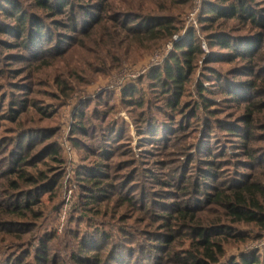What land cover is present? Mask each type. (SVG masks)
I'll use <instances>...</instances> for the list:
<instances>
[{"label":"rangeland","instance_id":"1","mask_svg":"<svg viewBox=\"0 0 264 264\" xmlns=\"http://www.w3.org/2000/svg\"><path fill=\"white\" fill-rule=\"evenodd\" d=\"M15 1L39 19L43 35L18 37L13 8L0 0V264H36L43 244L52 264H77L72 255L81 247L88 264H178L186 250L196 252L190 232L198 225L180 218L179 208L197 211L207 226L242 232L214 236L224 251L219 264L263 256L264 231L225 217L207 195L246 179L264 184V111L252 157L230 130L242 126L248 103L264 99V24L208 20L210 6L233 0H68L64 13ZM251 3L264 18V0ZM165 19L172 35L136 34ZM218 34L241 44L260 36L261 51L245 59L242 45L224 48ZM188 44H200L202 53L176 95L164 68ZM77 123L86 134L73 131ZM91 169L103 172L108 190L96 203L84 187ZM28 176L42 180L34 185Z\"/></svg>","mask_w":264,"mask_h":264},{"label":"trees","instance_id":"2","mask_svg":"<svg viewBox=\"0 0 264 264\" xmlns=\"http://www.w3.org/2000/svg\"><path fill=\"white\" fill-rule=\"evenodd\" d=\"M36 5L40 7L42 10L53 12V13H64L65 9L70 5L68 0H34ZM99 2L101 0H98ZM229 1V0H224ZM251 1L253 0H237V2L231 1L227 6H222L221 9L218 8L216 4L210 6L208 20L210 22H216L221 18H235L241 17L244 18L256 26H261L264 24V18L262 16V11L254 12L250 8ZM7 3L11 5L13 8V18L17 21L16 26L14 27L15 32L17 33L18 37H22L23 34L28 33V30L32 31L29 35V39H33L36 37V34L43 35L42 25L39 19L30 20L29 14L24 11L23 7L17 4L15 0H6ZM225 5V4H221ZM259 14V15H258ZM259 16V17H258ZM262 16V17H261ZM173 22L169 19H165L159 21L158 23L147 24L146 26L140 27L136 34H144L145 37L151 39H162L165 36H169L173 34L174 26ZM3 26L0 24V31L3 30ZM36 31V34L33 33ZM35 36H34V35ZM34 36V37H33ZM43 37V36H40ZM218 40V43L224 48H233L237 49V46L240 44L243 46V50L241 56L243 58H252L256 55V53L261 51V43H260V36L259 38L256 37L257 42L255 41L254 44L251 41H247L241 44L238 40H233L230 37L224 36L223 34H218L215 37ZM211 42H214L212 40ZM22 44H19V47ZM246 47V48H245ZM177 50L173 55H171L166 63L164 68L167 74V83L174 85L175 94L178 95V89L183 88V83L186 82L189 78V74L192 71V63L196 57V55L202 53V48L200 44H188L186 47L184 46H177ZM237 51V50H236ZM189 73V74H188ZM162 80V77L160 78ZM163 80V82H165ZM249 87L251 89L256 88L254 82L251 81L249 83ZM178 103L176 100L171 102L170 104ZM245 107L246 114L244 115V119L242 120V126L238 129H231L230 130L236 133L237 137H239V144L242 145V150L245 155L252 157L253 149L250 146V142L252 138L255 136V120L257 118V113H261L264 111V99L261 101L253 100L252 102L248 103ZM13 112V117H16L18 111L11 109ZM264 127V123L262 124ZM75 132L85 133L86 128L82 126V124H75V128L73 129ZM30 138V135L28 136ZM29 141V140H28ZM23 145V144H22ZM30 148H26L25 153H20L14 163L20 166L22 163L25 162L26 156H29ZM51 153L55 156V159H58L57 155L59 151L57 149H50ZM256 157V156H254ZM256 160H260V157L255 158ZM213 164L214 161H211ZM101 169V168H100ZM14 173H17L19 177H22V174H18L21 170L19 168L14 167L12 169ZM84 175L86 176V184L84 185L86 190L91 191L89 194V201L91 203H96L99 201L100 198L107 197V189L104 187L103 180H100V176L103 175L102 171L95 172L93 169L85 172ZM99 177V178H98ZM26 177H23V179ZM27 181L33 183L34 185L39 182L36 180L34 176H28ZM48 185V184H46ZM45 185V186H46ZM14 189L18 188V184H13ZM43 187V186H42ZM228 193L223 194V190H218L214 194L207 195V202L208 203H217L220 207L224 209L225 217L230 218L233 222L236 223H246L248 225L253 224L256 228L260 230V232L264 231V184L262 182L254 181L251 179L241 180L235 185L234 187L229 188ZM106 193V194H105ZM31 200L26 201L23 207H29L31 205ZM13 208V212L17 211V208H20V205L15 206ZM196 212L194 210L182 209L179 208L175 213L179 215L180 218L185 220L186 218L191 219L192 221H197L198 225L193 226L191 230V239L192 243L195 244L196 252H191V250H186L182 255H185V258H180L181 255L178 256V264H219L221 261V257L224 256L222 242L220 240H215V235L223 234L224 236L235 235L240 236L242 232L239 234H233L232 227H228L221 225L219 223H213L212 225H205L199 222L198 218L196 217ZM179 218V220H180ZM227 225V224H226ZM49 236L45 241H51L52 238ZM172 242V240H168V245ZM44 243V242H43ZM166 244H162L165 247ZM87 250L82 249L81 252H74L73 259L77 264H88L90 262L85 258L84 253ZM84 252V253H82ZM35 259L37 261L36 264H52V259L49 256V248L47 244H43L39 250L35 253ZM23 264H26V258L22 260ZM101 261L98 263L100 264ZM14 264V263H13ZM17 264H21V261H18ZM225 264H264V254L263 256L259 254L257 251L256 253L252 252L250 254H242L238 259H232Z\"/></svg>","mask_w":264,"mask_h":264},{"label":"built area","instance_id":"3","mask_svg":"<svg viewBox=\"0 0 264 264\" xmlns=\"http://www.w3.org/2000/svg\"><path fill=\"white\" fill-rule=\"evenodd\" d=\"M68 150H69V152L71 151V149H70V148H68Z\"/></svg>","mask_w":264,"mask_h":264}]
</instances>
